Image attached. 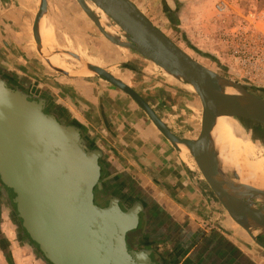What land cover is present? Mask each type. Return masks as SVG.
Here are the masks:
<instances>
[{
  "label": "water",
  "instance_id": "95a60500",
  "mask_svg": "<svg viewBox=\"0 0 264 264\" xmlns=\"http://www.w3.org/2000/svg\"><path fill=\"white\" fill-rule=\"evenodd\" d=\"M77 1L113 44L137 52L194 88L202 105L200 132L193 139L179 137L132 86L102 66L85 63L89 70L130 95L174 146L188 149L231 218L264 246L260 240L264 235V188L231 183L232 175L224 170L213 139L217 120L223 116L264 124V99L249 86L193 58L133 1L90 0L118 26L121 35L106 31L87 0ZM47 12L48 0H40L32 24L40 50L39 25ZM67 54L82 61L78 54ZM227 89L237 93L229 94ZM0 92V106L9 111L0 117V131L3 125L7 127V133L0 134L1 183L17 206L28 238L38 245L45 259L50 264H153L146 253L135 250L129 242L130 233L139 227L142 206L123 208L116 198L107 206L96 202L95 188L103 179L102 151L89 143L79 126L65 124L55 112H49L45 99L11 85L1 73ZM14 122L29 129L28 134L10 127ZM31 135L39 139H30ZM39 175L37 183L43 184V191L35 183ZM28 184L41 194L27 195Z\"/></svg>",
  "mask_w": 264,
  "mask_h": 264
},
{
  "label": "crops",
  "instance_id": "0c3cea01",
  "mask_svg": "<svg viewBox=\"0 0 264 264\" xmlns=\"http://www.w3.org/2000/svg\"><path fill=\"white\" fill-rule=\"evenodd\" d=\"M16 2L0 0V63L5 64L0 73L27 81L35 98L45 99L63 123L79 126L89 143L102 151V190L109 185L120 189L121 195L111 197L123 208L142 206L139 227L129 235L131 247L146 253L153 264H264V246L227 215L180 147L161 134L130 95L93 71L95 75L63 73L64 77L49 73L48 91L46 85L39 82L36 86L27 78L25 65L14 64L15 55L20 54L16 48L25 45L19 35L21 25L25 34L29 27L24 22L28 12ZM113 46L121 55L122 49ZM19 57L27 61L24 53ZM127 58L144 69L136 72L146 73L142 74L144 83L152 81L140 95L177 136L186 137L187 131L177 129L173 121L184 91L157 75L155 65L145 59ZM122 64L104 68L116 76L113 69ZM1 225L9 231L6 219L2 218Z\"/></svg>",
  "mask_w": 264,
  "mask_h": 264
},
{
  "label": "rangeland",
  "instance_id": "374dc122",
  "mask_svg": "<svg viewBox=\"0 0 264 264\" xmlns=\"http://www.w3.org/2000/svg\"><path fill=\"white\" fill-rule=\"evenodd\" d=\"M18 1L20 3L16 2V5H23V9L28 12L27 19L24 22L27 24L28 21L29 27H26L25 34L23 33L25 29L21 25L22 31L19 35L22 37L21 42L25 45L16 48V50L20 51V54L24 53L27 61H20V54H16L14 64L16 66L19 63L25 65L26 72H24L33 84L39 86L38 84L41 82L42 85H46L45 91H48L49 83L46 81L49 73L64 77L63 73L56 70L49 63L48 57L53 54L58 57L62 64L69 68L70 71L66 75H95L92 72L80 73V71L88 69L85 63L112 67L116 63L121 62L122 64L123 62L125 65L122 64L113 69L117 74L116 76L125 82L133 84L135 86L133 88L139 94H142L147 89V83H152V81L144 83L146 79L142 74L146 73L137 75L136 72L145 71H143V68V70L137 68L136 62L128 61L127 57L135 55L155 65L156 74L169 80L170 83L168 82V84L184 91L182 99L178 107H176L175 113H173V121H176L177 129L187 131L186 138L193 139L197 137L202 122V105L199 96L189 84L178 80L133 50L120 47L122 54L117 53L113 48L114 44L107 39L97 24L85 13L77 0H48V12L44 19L49 20L52 36L50 35L48 40L44 37V40L47 43L50 42L49 50L51 52L45 50L44 47L40 50L32 29L40 0ZM222 1L227 2L230 9L226 18L227 22L230 20L253 21L251 14L264 12V0H135L145 15L189 55L222 76L249 86V90L252 93L264 99V80L245 77L242 74L243 67L230 54L226 44L228 36L223 34L225 31L221 28L225 25L220 21V17L216 12V5ZM88 2L95 7L94 12L96 14L100 17L105 16L90 0ZM107 19L111 25L116 26L109 17ZM257 26L260 31L264 32V20L257 22ZM116 29L118 31V26H116ZM67 52L78 54L82 61L70 56ZM114 53L117 58H114ZM1 65L4 66L5 64L1 62ZM147 74L152 75L150 72ZM40 75L42 79L37 78ZM131 75L136 77L129 81L128 77ZM31 89L28 88L26 92L34 97V90L32 91ZM232 90L227 89V91ZM46 108L49 112H53L52 108L47 105ZM234 119L244 132V136L248 139L245 151L255 153L257 157H264V124L244 118ZM179 147L185 160L194 169L193 171L202 175L188 149L186 150L184 145H179ZM202 178L207 183L203 175ZM209 188L214 194L210 186ZM106 192L109 196L121 195L122 193L120 189L111 185L106 188ZM100 194L99 189H97V203H100ZM11 199L12 197L6 195L0 179V264H50L28 238L23 228L22 220L18 218L17 206L12 203ZM226 213L231 217L227 211ZM2 218L6 219V224L10 226V232H7V229L4 230L5 232L2 230ZM257 235H260V233L257 232ZM260 236V239H264V235Z\"/></svg>",
  "mask_w": 264,
  "mask_h": 264
},
{
  "label": "bare ground",
  "instance_id": "6f19581e",
  "mask_svg": "<svg viewBox=\"0 0 264 264\" xmlns=\"http://www.w3.org/2000/svg\"><path fill=\"white\" fill-rule=\"evenodd\" d=\"M87 3L91 7V9L94 11L95 7L92 4H90L88 0H87ZM103 14L105 13L103 12ZM44 18L45 16L41 18L40 25H39L40 26L39 35L41 39L40 41L42 43V47H44L45 50L50 51L49 50L50 48L49 46L51 45L49 44L50 40L48 41L49 43H47L45 42L44 37H46L47 40L50 39V35L52 33L51 26L49 24V20L44 19ZM100 18H101V23L105 27L106 31H108L109 33L113 35H120V33H118L116 29V26L110 27V23L106 17V14L105 16H102ZM48 59L50 60L51 65L54 66L55 68H59L67 72L70 71L69 68L66 67V65L62 64L58 60L57 56H54L53 54H51L48 57ZM85 72H92V71H90L89 69L85 71H80V73H85ZM177 79L183 81L182 79H179V78ZM190 87L192 86L190 85ZM228 93L234 94L237 92L232 90V91H228ZM0 96H1V92H0ZM2 102L3 101H1L0 103ZM8 112H7L6 107L0 106V117L6 116ZM235 121L236 120L232 117H227V116L220 117L217 120V123L213 130V139L215 141L216 148L219 153V158L222 163V166L224 170L227 173H229V175H232L230 176L231 183L247 184V185H252L255 187H259V188H264V157L262 156L257 157L255 153H248L246 152L247 150L245 151L246 149L245 145L248 139L244 136V132L241 130V127ZM15 126L18 129V131L20 133L22 132L25 136L30 131L29 129L25 128L24 125H22L21 123H17V122H14V125L10 127L13 128ZM4 129L7 130L6 125H3L2 130L0 131V134L7 133V132H4ZM30 139L37 140L39 138L37 137V135H31ZM32 148L33 150L35 149V147H32ZM20 168L24 169L23 167H20ZM37 174L39 173H36V174L32 173L31 175H37ZM39 177L41 176L39 175L37 178H35V183H37ZM37 186L39 190L41 191L44 190L43 184L41 182L37 183ZM25 188H26L27 195L32 194V193H35L38 195L41 194L34 189V186L32 184H28L27 186H25Z\"/></svg>",
  "mask_w": 264,
  "mask_h": 264
},
{
  "label": "built area",
  "instance_id": "2783aa9c",
  "mask_svg": "<svg viewBox=\"0 0 264 264\" xmlns=\"http://www.w3.org/2000/svg\"><path fill=\"white\" fill-rule=\"evenodd\" d=\"M229 11V5L225 1L216 5L217 15L225 25L221 28L225 31L223 34L228 36L226 44L232 58L241 64L245 77L264 80V32L257 26V22L264 20V12L251 14L253 21L227 22Z\"/></svg>",
  "mask_w": 264,
  "mask_h": 264
},
{
  "label": "flooded vegetation",
  "instance_id": "af4514ba",
  "mask_svg": "<svg viewBox=\"0 0 264 264\" xmlns=\"http://www.w3.org/2000/svg\"><path fill=\"white\" fill-rule=\"evenodd\" d=\"M7 77L9 79V82H10L11 85L16 86L18 88H21L24 91H26L29 88V86H30V85L29 86L26 85L27 81H25L24 79H21V78L19 79L16 76H11V77L7 76ZM97 189H99V193H101L100 194V203H98V204L101 205V206L109 205V202L111 201L112 197L109 196L106 191L102 190L101 187H96L95 188V193H97Z\"/></svg>",
  "mask_w": 264,
  "mask_h": 264
},
{
  "label": "trees",
  "instance_id": "16d2710c",
  "mask_svg": "<svg viewBox=\"0 0 264 264\" xmlns=\"http://www.w3.org/2000/svg\"><path fill=\"white\" fill-rule=\"evenodd\" d=\"M11 200H12V203H14L13 199H11ZM34 245L39 249L38 245H36L35 243H34Z\"/></svg>",
  "mask_w": 264,
  "mask_h": 264
}]
</instances>
